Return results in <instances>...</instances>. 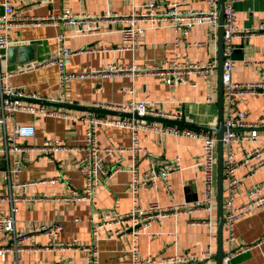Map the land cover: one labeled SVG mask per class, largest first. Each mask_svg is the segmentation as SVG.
I'll list each match as a JSON object with an SVG mask.
<instances>
[{"label": "crops", "instance_id": "obj_1", "mask_svg": "<svg viewBox=\"0 0 264 264\" xmlns=\"http://www.w3.org/2000/svg\"><path fill=\"white\" fill-rule=\"evenodd\" d=\"M2 2L3 0H0V4ZM149 2H155L161 10H166L172 3H178L181 11H207L216 8L219 13V0H14L16 9L25 17L55 19L41 25L15 28L11 36L16 46L36 45L37 58L33 63H43L55 57L60 47L66 46L72 52L66 61V70L69 72H81L87 67L104 70L110 65L135 64L139 67H152L173 60L183 63L214 61L218 65L219 28L207 24L193 26L187 43L180 42L182 35L172 22L158 28L141 23L149 28L140 36L141 48L132 51L123 49L122 30L126 27L125 22L113 21L110 18L92 24L85 21L109 14L124 16L134 8H140ZM234 8L236 24L240 29L259 30L264 26V0L238 1ZM65 16L74 17L76 23L64 20ZM197 42L200 45H195ZM234 46V80L241 83L264 80V37H239L234 40ZM20 66L22 65H9L6 61L0 65V73L11 72ZM59 78L58 67L49 65L35 72L12 76L8 82L14 89L36 94L42 99H60L62 103L94 108L100 103L116 106L126 104L132 97L126 88L133 87L136 99L143 100L162 112L181 113L183 120L189 123L202 126L217 125L218 72L210 80L196 78L195 87L188 84L173 85L167 78L151 72L137 76L129 73L98 76L72 81L65 89L64 97L59 96ZM208 99H211L210 103ZM241 107L249 112V121L262 126L259 128L260 138L257 142L262 145L264 96L247 97ZM66 110L73 111L75 117L35 118L26 113H19L6 121L5 127L8 131L23 123H31L36 129L34 137L22 139L19 143L9 142L7 147L0 148V194L7 198L0 200V214L10 215L12 209L17 208L14 214L17 232L26 230L34 223H60L64 227L60 235L61 241H76L80 248L90 245L92 219L110 211L123 213L130 210L131 170L137 168L142 176L150 170L154 161L161 165L179 157L183 167L180 172L170 176L172 194L167 193L161 182L154 189L143 188L139 194L141 206L154 201L162 205L181 204L193 202L201 197V142L186 137L141 133L140 146L147 154H141L138 159L129 152L108 154L103 151V167L109 168L112 174L110 177L101 178L95 203L86 200H63L61 196H68L73 190L80 191L85 186L83 175L75 166L83 156L82 147L87 127L81 116L122 117ZM97 136L103 150L110 147H129L132 143L130 131L125 128L103 127L98 130ZM50 140H60L66 149L53 154L48 152L45 143ZM254 145L238 148L237 157L240 158L244 150L250 151ZM23 148L26 150L21 151ZM16 160L21 162L22 168L18 175L14 176L11 171ZM237 174L245 182L236 194V205H240L248 200L250 186L264 181V167L255 176L248 177L250 173L246 168L240 169ZM20 184L27 186H18ZM23 190L27 196L36 197L37 200L15 201ZM226 198L227 192L224 191V201ZM205 218V212L191 215L170 214L151 223L135 237L127 229L119 236L108 238L110 230H105L98 243L99 264H130L131 248L134 244L143 258L195 257L199 258L198 264H217V216L213 220L211 230L204 225L191 224L193 220ZM235 233V240L231 244L223 237L225 254L244 248L245 251L236 254L229 264H264V207L241 218L235 226ZM51 241L52 238L48 236H37L27 240L24 245L28 248L18 254L0 252V264H13L16 255L18 264H88V253L83 249L71 247L54 250L50 248ZM33 245L35 248H30ZM209 250L213 255L210 259L205 254Z\"/></svg>", "mask_w": 264, "mask_h": 264}, {"label": "built area", "instance_id": "obj_2", "mask_svg": "<svg viewBox=\"0 0 264 264\" xmlns=\"http://www.w3.org/2000/svg\"><path fill=\"white\" fill-rule=\"evenodd\" d=\"M243 0H225L224 1V62H223V87H224V127L225 131L222 135L223 143V181L224 191L227 192L226 201L223 204V233L228 244L235 240V226L237 222L244 216L257 211L264 207V181L262 183H254L248 189V200L240 205H236V194L245 184L244 179L240 178L237 172L246 168L250 176L257 175L264 167V143L257 144L260 138L259 123L248 120L249 112L244 110L241 105L247 97L264 96V80L260 82H237L233 78L235 70V59L233 52L235 50L234 40L239 37L249 38L252 36L264 37V26L259 30L256 29H240L236 24V11L234 4ZM113 21L125 22L126 27L122 30L123 49L137 50L141 48L142 43L140 36L145 34L148 26L141 23L149 24L151 27L158 28L171 24L176 27L182 35L180 42L188 43V34L191 28L199 24H207L208 26L219 28V14L216 8L204 10H185L179 9L178 3H172L166 10H161L155 2L143 4L140 8H134L129 14L124 16H115L109 14L104 17L88 18L89 24L105 21L107 19ZM55 18H29L23 16L15 7L14 0H3L0 4V65L6 62V51L13 46L15 41L12 39V31L25 25H41L44 22L54 20ZM69 23H76V19L72 16L63 17ZM175 22V23H173ZM195 45H200L198 42ZM72 55V52L66 46H61L58 54L43 62L31 63L20 66L11 72L0 73V148H5L9 142L19 143L22 139L32 138L36 134L35 126L31 123L17 124L12 131H8L5 127L6 121L13 118L19 113H26L35 118H74L73 111H69L58 107H49L31 102H25L22 99H42L36 94L27 93L17 90L9 85V79L15 75H23L35 72L49 65H56L60 71L59 89L60 97L65 96V89L74 80H84L95 78L98 76H114L129 73L132 76L141 73L151 72L159 74L173 85L188 84L197 86L196 78L210 80L217 74L218 65L216 62H179L176 60L165 61L158 66L139 67L135 64L114 66L110 65L104 70H95L86 68L81 72H69L66 70V61ZM131 99L124 105L116 106L112 104L100 103L95 108L103 110H112L116 112L138 114L139 116L154 117L168 119L172 121L183 120L181 113L162 112L151 107L147 102L138 100L134 97L135 91L133 87L126 88ZM3 96H7L4 98ZM17 97L18 99H12ZM62 102L60 99L50 100ZM209 103L211 99L207 100ZM83 121L87 124L85 130V142L82 147L83 156L75 164L82 173L85 186L80 190H73L70 195H63V200H86L95 203L97 189L102 177H110L112 174L109 168H104L102 164L103 151L111 153L129 152L135 159L141 154H147V151L140 146L141 133H155L161 136L171 135L178 137H186L199 140L202 149V169H203V189L201 197L193 202H182L181 204L162 205L154 201L146 206H141L139 202L140 191L144 188L154 189L161 182L166 188L167 193L172 194V186L170 176L182 170V160L177 157L174 160L159 165L156 161L152 163L150 170L144 175H140L137 168H132V181L129 185L132 196V206L127 212L110 211L104 215L97 216L92 219V243L88 246L81 247L76 241H61L60 235L64 230L62 224L53 225L34 223L22 232L15 230L14 214L17 208L12 209V214H0V252H19L26 250L27 240L37 236H48L52 238L50 248L54 250H64L67 248L83 249L88 253V264H99L98 243L102 239L105 230H110L108 238H114L121 235L127 229L131 231L133 236L139 234L142 229L147 228L151 223L164 218L170 214H194L197 212H205L206 218L202 220H193L192 225H204L210 230L213 228V220L217 216L215 208L217 207V180H218V136L215 132L191 127H183L174 124H161L134 118L101 116V115H82ZM125 128L130 131L132 143L129 147L119 146L118 148L102 149L98 141V130L103 127ZM264 126V125H263ZM255 144L250 151L244 150L241 157H237V149L244 148L246 145ZM45 148L50 153H56L65 150L66 147L60 140H50L45 143ZM21 151L26 148L20 149ZM21 162L14 161L11 173L17 176L21 171ZM116 172V170H114ZM18 186L25 187L27 184ZM7 198L0 194V200ZM15 201H36V197L27 196L23 190ZM30 248H35L31 246ZM245 251H234L225 254L223 264H229L231 259L236 255ZM208 259L212 258L211 251H207ZM199 258L186 259L184 257H163L160 259L154 257L143 258L140 256L136 244L131 248L130 264H198ZM13 264H18V256Z\"/></svg>", "mask_w": 264, "mask_h": 264}, {"label": "water", "instance_id": "obj_3", "mask_svg": "<svg viewBox=\"0 0 264 264\" xmlns=\"http://www.w3.org/2000/svg\"><path fill=\"white\" fill-rule=\"evenodd\" d=\"M224 1L219 0V33H218V121L216 126H202L195 123H189L185 120L183 121H172L168 119L162 118H154V117H142L138 114H128L116 111H109L98 109L89 106H81L76 104H68L62 102H55L46 99H26L23 98L22 100L25 102L36 103L45 106L51 107H58V108H66L72 110H79L85 111L89 113H96V114H110V115H118L127 118H134L138 120H145V121H152V122H159V123H168L174 125H181L185 127H191L196 129H205L208 131H214L217 133L218 136V180H217V196H216V203H217V225H218V250L216 255V262L217 264H223L225 252H224V233H223V204H224V181H223V143H222V135L225 131L224 127V87H223V62H224ZM37 58V47L34 44L29 45H19V46H10L6 51V61L9 65L19 64L25 65L29 63L35 62ZM2 97V96H0ZM7 98V96H3ZM12 99H18L17 97H12Z\"/></svg>", "mask_w": 264, "mask_h": 264}, {"label": "rangeland", "instance_id": "obj_4", "mask_svg": "<svg viewBox=\"0 0 264 264\" xmlns=\"http://www.w3.org/2000/svg\"><path fill=\"white\" fill-rule=\"evenodd\" d=\"M215 80V79H214ZM215 211H217V207L215 208Z\"/></svg>", "mask_w": 264, "mask_h": 264}]
</instances>
